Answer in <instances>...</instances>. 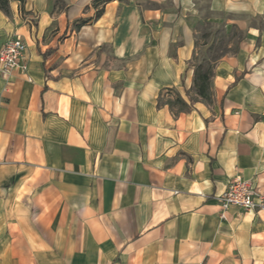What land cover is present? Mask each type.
<instances>
[{
	"label": "crops",
	"instance_id": "1",
	"mask_svg": "<svg viewBox=\"0 0 264 264\" xmlns=\"http://www.w3.org/2000/svg\"><path fill=\"white\" fill-rule=\"evenodd\" d=\"M206 19L237 39L200 98ZM15 38L0 264H264V212L218 201L235 178L264 200V0H11Z\"/></svg>",
	"mask_w": 264,
	"mask_h": 264
},
{
	"label": "built area",
	"instance_id": "2",
	"mask_svg": "<svg viewBox=\"0 0 264 264\" xmlns=\"http://www.w3.org/2000/svg\"><path fill=\"white\" fill-rule=\"evenodd\" d=\"M27 44L20 38L7 40L0 48V75L10 77L12 72L27 70ZM255 189L250 181L235 178L227 191L218 199L220 216L226 219L228 211L237 207L248 211L264 212V200H255Z\"/></svg>",
	"mask_w": 264,
	"mask_h": 264
},
{
	"label": "trees",
	"instance_id": "3",
	"mask_svg": "<svg viewBox=\"0 0 264 264\" xmlns=\"http://www.w3.org/2000/svg\"><path fill=\"white\" fill-rule=\"evenodd\" d=\"M10 1L11 0H0V10L5 12L6 14L10 13ZM19 1H22V0H19ZM99 1H102V0H99ZM102 14H103V10H99L96 13L95 19L100 18L102 16ZM86 22H87V20H82L81 24H85ZM214 45L215 44H212L208 48V51L206 52L205 56L206 55L208 56L210 53H212V51H215L216 48ZM217 51H220V49H217ZM208 58H210V57H208ZM215 61L216 60L211 57L209 60H200L199 62H196V65L199 68L200 73L196 75L195 86L198 87L197 95L200 98H202V97L204 98L207 95L205 87H204L205 84H207V79H208L206 74L211 71V64H213Z\"/></svg>",
	"mask_w": 264,
	"mask_h": 264
},
{
	"label": "rangeland",
	"instance_id": "4",
	"mask_svg": "<svg viewBox=\"0 0 264 264\" xmlns=\"http://www.w3.org/2000/svg\"><path fill=\"white\" fill-rule=\"evenodd\" d=\"M205 15L206 17H210V18L214 17V14L208 12L207 10L205 11ZM199 35L202 39L201 41H208V39L214 38L217 42V44L214 45L216 47L215 50L221 49L220 52L223 50L222 49L223 44L228 42L234 36L233 33L228 34L227 30L224 29V27L220 25V23L212 22L211 20L207 21V19L201 23V30ZM232 39L236 40L237 37L234 36ZM220 45H222V47H219ZM213 54L214 53H210L208 56L212 57ZM201 56L202 55H200V57ZM203 58H205V56H202L201 59Z\"/></svg>",
	"mask_w": 264,
	"mask_h": 264
}]
</instances>
